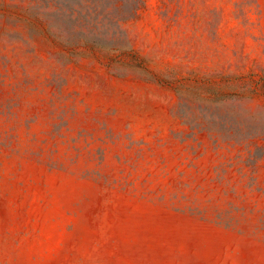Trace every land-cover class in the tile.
I'll use <instances>...</instances> for the list:
<instances>
[{
  "label": "rangeland",
  "instance_id": "1",
  "mask_svg": "<svg viewBox=\"0 0 264 264\" xmlns=\"http://www.w3.org/2000/svg\"><path fill=\"white\" fill-rule=\"evenodd\" d=\"M0 264H264V0H0Z\"/></svg>",
  "mask_w": 264,
  "mask_h": 264
}]
</instances>
